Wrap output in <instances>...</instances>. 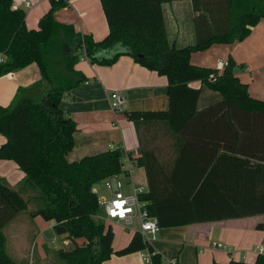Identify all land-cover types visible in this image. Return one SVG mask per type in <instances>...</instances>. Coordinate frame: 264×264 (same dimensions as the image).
<instances>
[{"label": "trees", "instance_id": "trees-1", "mask_svg": "<svg viewBox=\"0 0 264 264\" xmlns=\"http://www.w3.org/2000/svg\"><path fill=\"white\" fill-rule=\"evenodd\" d=\"M100 1L109 32L96 41L56 20V12L70 0H50L38 29L26 26V12L15 9L13 0H0V77L32 64L41 75L35 83L19 87L9 105H0V134L6 138L0 160L15 162L25 173L17 187L0 177V264H29L5 250L3 229L22 213L54 222L55 234L74 243L71 250L56 251L61 264H103L113 254L143 251L152 254L153 264H181L164 260L139 232L114 251L113 224L98 218L103 210L94 186L124 173L122 149L68 160L77 125L61 103L65 92L89 80L76 69L83 57L111 66L125 55L167 77V110L125 112L138 134L160 123L174 140L176 155L169 169L143 144L137 159L148 179L144 199L160 228L264 216V100L250 95L231 56L222 70L190 61L192 53L214 44L245 40L264 19V5L235 14L236 0H191L197 14L196 40L177 48L168 39L163 12L164 4L177 0ZM118 45L122 52L96 57ZM192 82L220 93L222 100L198 109L201 89L191 87ZM213 264H264V254L254 262Z\"/></svg>", "mask_w": 264, "mask_h": 264}, {"label": "crops", "instance_id": "crops-1", "mask_svg": "<svg viewBox=\"0 0 264 264\" xmlns=\"http://www.w3.org/2000/svg\"><path fill=\"white\" fill-rule=\"evenodd\" d=\"M28 1L30 6L26 7L22 0H13V7L26 12V26L29 29H38L40 19L50 10V0ZM258 3L264 5V0H236L234 13H242ZM163 12L168 39L172 44L182 48L195 42L194 19L197 14L193 10L191 0L166 3L163 5ZM55 17L58 22L72 25L76 32L91 35L96 41L104 39L109 32L100 0H70L69 6L57 11ZM213 47L226 48L227 51L237 53L250 62L251 65L246 67L245 71L238 69L236 74L244 83H249L252 97L264 100V19L252 28L251 34L242 42L214 44ZM123 50V47L118 45L112 50L98 52L96 57L110 58ZM225 62L226 59H218L214 66L222 70ZM192 64L201 66L194 62ZM76 69L89 80L65 92L62 98V110L77 125L74 134L75 145L68 155V160L80 161L87 156L120 148L134 157L136 167L143 171L144 180L140 182L135 175L134 179L147 185L148 189L145 169L137 164L142 144L152 149L164 168L169 169L176 155L174 140L166 126L160 123L152 124L150 130L142 128L138 134L137 125L126 117L125 112L167 110L169 107L167 77L148 70L125 55L111 66L93 64L88 58L83 57ZM40 78L37 64L0 77V105H9L19 87L29 86ZM190 86L201 89L198 109L222 100L220 93L210 90L201 82H192ZM112 92H119L124 97L125 107L122 112H115L112 109L110 98ZM5 142L6 138L0 134V146ZM0 177L10 186L17 187L24 179L25 173L15 162L0 160ZM261 224L264 227V216L160 228L150 243L168 262L213 264L227 263L232 259L254 262L259 255L255 251L256 248L264 247V228L257 230V226ZM53 227V222H46L41 217L33 218L27 213L20 214L3 229L7 254L21 262L44 264L50 248L43 242L42 237L49 229L53 230ZM113 227H119L129 234L125 237L122 232L124 239L120 237L117 243H115L117 237L114 236L112 246L114 251H118L128 245L136 231L118 224H113ZM34 238L43 242L36 263L33 257ZM66 242L70 243L69 240ZM212 242L222 243L231 250L213 249ZM8 248L11 249V253ZM146 253L147 251L135 252L124 256L113 254L103 264H146L144 261Z\"/></svg>", "mask_w": 264, "mask_h": 264}, {"label": "built area", "instance_id": "built-area-1", "mask_svg": "<svg viewBox=\"0 0 264 264\" xmlns=\"http://www.w3.org/2000/svg\"><path fill=\"white\" fill-rule=\"evenodd\" d=\"M26 7L30 6L28 0H22ZM0 62H4V56L0 54ZM111 106L115 112H122L125 107V99L119 92H112ZM121 167L124 173L109 177L103 182L109 194L108 197L99 196V204L103 210L102 219L107 223L123 225L127 229L139 232L143 238L150 242L160 230L157 220L150 214L148 202L144 199L147 194V185L141 184L134 179L135 159L130 153L123 151ZM125 178V179H124ZM138 223V228L133 229ZM153 239V238H152ZM213 249L230 251L226 245L212 242ZM259 254H264V247L255 250ZM152 254L146 253L144 261L146 264L152 263Z\"/></svg>", "mask_w": 264, "mask_h": 264}, {"label": "rangeland", "instance_id": "rangeland-1", "mask_svg": "<svg viewBox=\"0 0 264 264\" xmlns=\"http://www.w3.org/2000/svg\"><path fill=\"white\" fill-rule=\"evenodd\" d=\"M217 45H219V44H217ZM229 56H231L236 63L235 72L238 71V69L240 70L241 68H242L241 70L245 71L246 67L251 65L249 61H247L246 59H243L237 53L234 54L231 51H227L226 48L216 49L213 46L209 47L206 50L192 53L191 57H190V61H191V63L194 62L195 64H197V65L200 64L201 66L206 67V68H215L216 66H214V65H216V63L218 62V59H226V61H227ZM247 85H249L248 82H247ZM248 91H249V86H248ZM249 93H250V91H249ZM134 172H135L134 175L137 177V180H139L140 182H143V180H144V176L142 174L143 171L140 170L138 167H136L134 169ZM94 192L100 198L109 196L107 189L105 188L104 182H100L97 185H95L94 186ZM102 215L103 214L98 216V218L102 219ZM137 228H138V223L135 224L133 229H137ZM113 232H114L115 236L117 237L115 243L118 242V239L120 237H121V239H124L123 235L121 234L122 232L124 233L125 237L129 236V234L127 232H124V230L119 228V227H113ZM42 238H43V242H45L49 246L50 249H53V250L48 249V252H47L48 257H47L46 261H44V264H61V261H59L55 255L56 251L60 250V249H63L64 251H68V250H71L74 246V243L72 241L69 240L70 243L66 242L68 240L67 238H64V239L61 238L60 236L56 235L55 232H53V230H51V229L46 231ZM152 238L153 237L151 236V239ZM52 240H55V242H52ZM81 241L82 240H78V243L81 244ZM43 242L42 241L39 242L37 240V238H34L33 257H34L35 263L37 262V257H39L40 248H41ZM10 245H11V243H10ZM9 252L11 253V249H9ZM39 263H41V262H39ZM36 264H38V263H36Z\"/></svg>", "mask_w": 264, "mask_h": 264}]
</instances>
